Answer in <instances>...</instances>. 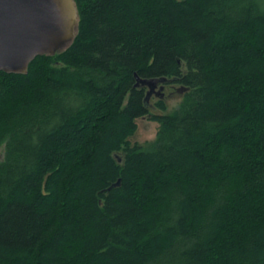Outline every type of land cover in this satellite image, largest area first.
Segmentation results:
<instances>
[{
  "label": "trees",
  "instance_id": "1",
  "mask_svg": "<svg viewBox=\"0 0 264 264\" xmlns=\"http://www.w3.org/2000/svg\"><path fill=\"white\" fill-rule=\"evenodd\" d=\"M73 1L65 49L0 72V264H264V0Z\"/></svg>",
  "mask_w": 264,
  "mask_h": 264
},
{
  "label": "water",
  "instance_id": "2",
  "mask_svg": "<svg viewBox=\"0 0 264 264\" xmlns=\"http://www.w3.org/2000/svg\"><path fill=\"white\" fill-rule=\"evenodd\" d=\"M77 26L73 0H0V72L26 74L36 57L65 49ZM168 82L164 78L137 80L135 87L146 88L144 102L148 103L154 90H162ZM155 95L162 98V94Z\"/></svg>",
  "mask_w": 264,
  "mask_h": 264
},
{
  "label": "rangeland",
  "instance_id": "3",
  "mask_svg": "<svg viewBox=\"0 0 264 264\" xmlns=\"http://www.w3.org/2000/svg\"><path fill=\"white\" fill-rule=\"evenodd\" d=\"M179 86H172L164 84L162 90L159 91L157 87L154 90V93L150 97L148 104L152 107L150 108L153 113L160 114V112L153 108L155 101H157L159 96L155 95V93L162 94L161 100L164 101L166 112H171L174 110L179 103L181 102V95L178 92ZM155 107V106H154ZM158 130V124L151 121L147 117L141 118L137 121V130L134 136L130 139L131 144L143 145L145 143L151 142L155 139L156 133ZM3 155V146H0V160Z\"/></svg>",
  "mask_w": 264,
  "mask_h": 264
}]
</instances>
